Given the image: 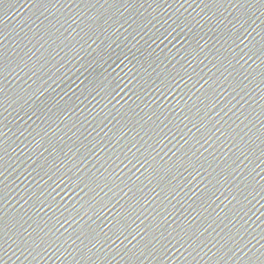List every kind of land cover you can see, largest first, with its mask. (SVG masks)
Here are the masks:
<instances>
[{
	"label": "water",
	"instance_id": "1",
	"mask_svg": "<svg viewBox=\"0 0 264 264\" xmlns=\"http://www.w3.org/2000/svg\"><path fill=\"white\" fill-rule=\"evenodd\" d=\"M0 264H264V0H0Z\"/></svg>",
	"mask_w": 264,
	"mask_h": 264
}]
</instances>
